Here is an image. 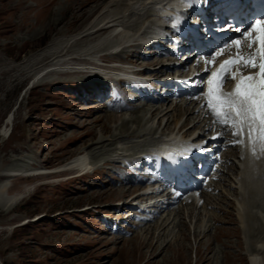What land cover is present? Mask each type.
Wrapping results in <instances>:
<instances>
[{
  "label": "rangeland",
  "instance_id": "374dc122",
  "mask_svg": "<svg viewBox=\"0 0 264 264\" xmlns=\"http://www.w3.org/2000/svg\"><path fill=\"white\" fill-rule=\"evenodd\" d=\"M81 1L0 0V183L6 182V195L23 192L10 210L0 202V264H250V254L264 237V192L263 197H248L249 202L256 201L253 206L243 199L245 209L256 213L247 220L248 229L240 220L244 214L238 163L247 161L254 172L255 159L262 158L254 147L249 148L251 159L250 150L245 158L248 148L239 140L236 150L223 149L214 178L193 199L140 202L146 210L126 205L133 192L144 187L135 180L163 176L152 149L173 130H195L201 113L177 97L152 102L149 86L119 79L112 69L120 60L155 68L167 58L155 47H127L100 63L99 54H115L130 39L141 40L160 27L163 20L151 15L148 0H99L98 7L90 0L82 4L83 10ZM103 18L117 21L100 37L83 41V30ZM110 39L121 44L99 50ZM58 44L68 45L69 51L34 69L33 58ZM58 59L67 64L50 65ZM88 59L96 63H87ZM48 67L80 72L40 73ZM193 106V114L187 116L184 108ZM226 133L232 136L229 130ZM97 140L104 141L95 144ZM77 155L85 156L89 172L79 175L73 163ZM255 180L264 184L260 170ZM163 222L157 230L156 255L149 258L150 250L140 240ZM260 257L264 259V251Z\"/></svg>",
  "mask_w": 264,
  "mask_h": 264
},
{
  "label": "bare ground",
  "instance_id": "6f19581e",
  "mask_svg": "<svg viewBox=\"0 0 264 264\" xmlns=\"http://www.w3.org/2000/svg\"><path fill=\"white\" fill-rule=\"evenodd\" d=\"M92 1V0H91ZM90 0H82L81 1V5L82 4H84V3H90L91 2ZM96 1V3L99 1V0H94V2ZM164 3V1L163 0H148V6H147V8L149 7V9H150V11L152 12V14L151 15H155V16H159V13H158V11L160 12L161 10L159 9V7L161 6H158V4L159 3H161V4H163L162 2ZM100 2V1H99ZM167 2H165L164 3V5L166 4ZM144 4V3H143ZM145 5V4H144ZM164 5H162V7L164 6ZM95 6L96 7H98V3L97 4H95ZM84 6L82 5V6H80V8H82L81 10H83L84 8H83ZM144 7V6H143ZM95 8V7H94ZM94 8H92L91 9V11H89V13L87 12V14L88 15H90L92 12H93V10H94ZM132 11V10H131ZM149 11V12H150ZM126 13V12H125ZM134 13V12H133ZM150 15V16H151ZM119 17V16H118ZM122 18V17H121ZM121 18L118 20V21H120L121 20ZM115 21H117V18H112V19H105V18H103V19H101V20H97V21H93L92 23H90L91 25L84 31L83 30V32H82V35H81V38H82V40L83 39H85V38H91V39H95V37L96 38H98V37H100L102 34H104L108 29H111L112 28V26H114L115 25ZM117 23H119V22H117ZM151 23V22H150ZM126 24H128V25H130L129 27H131V26H133V25H131L130 23H126ZM134 24H138V23H135L134 22ZM123 25V24H122ZM128 25H125L126 26V28H127V26ZM139 25V24H138ZM120 26V25H119ZM135 26V25H134ZM133 26V27H134ZM137 27V26H136ZM132 28V27H131ZM139 29V28H138ZM142 29V28H141ZM134 31V30H133ZM148 32V31H147ZM142 33V32H141ZM135 35H136V33H135ZM126 36V35H125ZM133 36V35H132ZM134 37V36H133ZM149 37L150 38H153V36L152 35H150L149 34ZM126 38V37H125ZM108 40V39H107ZM111 41H107L106 42V44H105V42L104 43H102V45H100L98 48H99V50H105V46H112V45H114V44H118V45H120L121 43V41H117V40H113V39H110ZM120 40V39H119ZM84 41V40H83ZM59 42V41H58ZM96 42V41H95ZM60 43V42H59ZM76 43V42H75ZM52 44V43H51ZM57 44V43H56ZM101 44V43H100ZM141 44H142V42H139V40H138V37L137 38H132V39H130L129 40V42L127 43V44H124V45H121L120 47V49L118 50V52L117 53H115V54H113V52H107V53H101V54H99L100 56H102V58H100V60H101V62H105V60H107V57H108V55H110V56H115V55H119V54H121L120 52H123V51H128L126 48L127 47H134V46H137V47H141ZM54 45V44H53ZM53 45H52V47H53ZM59 45V44H58ZM57 45V47L56 48H54V49H46V51H44L43 53L41 52V54H39L37 57H34L33 59L34 60H32V66L34 67V69H35V65L37 64V63H39V62H42V61H45L47 58H49V59H54V58H56V57H58V56H60V55H62L63 53H67L68 51H69V46L68 45H62V46H60L61 45V43H60V45L58 46ZM49 46V45H48ZM56 45H54V47H55ZM50 47V46H49ZM102 47V48H101ZM98 48H97V50H98ZM138 49H140V48H138ZM142 49V48H141ZM44 50V49H43ZM42 50V51H43ZM139 51V50H138ZM137 51V52H138ZM148 51V50H147ZM131 52V51H130ZM134 52V51H133ZM135 53V52H134ZM143 55V54H142ZM149 55V54H148ZM74 56V55H73ZM73 56H71L72 58H75V56L73 57ZM140 57V56H139ZM148 58V57H147ZM160 59V58H159ZM89 61L87 62V63H90L91 64V62L93 61V63L95 64L96 63V61L95 60H93V59H88ZM139 61V60H138ZM143 62V61H142ZM142 62H140V63H142ZM150 62V61H149ZM63 63H65V61H62L61 62V60L60 59H58V61H55L54 63H52V64H50V65H62ZM139 63V64H140ZM148 63V62H147ZM30 64H31V62H30ZM65 64H67V63H65ZM101 65V64H100ZM142 65H143V63H142ZM203 65V64H202ZM201 65V67H203ZM37 66H39V65H37ZM89 67H91V66H89ZM97 67H100V66H98L97 65ZM162 66H156L153 70L154 71H161L162 70ZM112 69H113V67H112ZM68 70L69 69H57V68H53V69H49V67L48 68H44L42 71H40V73H46V74H48V73H51V72H61V73H64V72H68ZM82 71H84V70H82ZM91 70H87V69H85V71L84 72H90ZM122 71H128V70H124V69H122ZM69 72H80V70H76V69H70L69 70ZM165 73V72H164ZM27 76V75H26ZM26 78V77H25ZM113 80V79H112ZM118 80V79H117ZM121 82V81H120ZM124 82V81H123ZM20 83V82H19ZM39 83V82H38ZM122 83V82H121ZM101 84V83H100ZM128 85V84H127ZM139 85V84H138ZM93 86H95V85H93ZM136 88V87H135ZM150 91V90H149ZM143 92V91H142ZM164 93V92H163ZM161 94L160 96H158V100L157 101H159V102H162V103H165V102H167L168 100H171V95L169 94V93H167L166 92V94ZM145 94V93H144ZM148 94H150V92H148ZM125 95V94H124ZM130 97V96H129ZM134 97H135V95H134ZM137 97V96H136ZM131 100V99H130ZM133 100V99H132ZM135 100V99H134ZM177 104V103H176ZM175 104V105H176ZM141 105H142V103H141ZM174 105V106H175ZM178 105V104H177ZM196 104H194V106H195ZM137 106V105H136ZM194 106L191 108V109H189V107H185L184 108V113L185 114H187V116L189 115V114H193V112H194ZM117 107V106H116ZM129 107V106H128ZM178 107V106H177ZM116 109H118V108H116ZM123 110V109H122ZM193 111V112H192ZM133 112H136V110H134ZM192 112V113H191ZM112 116H110V119H112L113 117H115L114 116V114H111ZM109 116V115H108ZM137 118H139V116L136 114L135 115ZM205 117V116H204ZM204 121V119L203 118H201V116L198 118V121ZM123 121V120H122ZM166 123V122H165ZM167 124V123H166ZM123 125H124V123L122 124V126L121 127H123ZM182 127V125L180 126V128ZM106 128V126H102V129H105ZM125 128V127H124ZM124 128H120V130L121 131H119V132H122V131H125L124 130ZM189 129V128H188ZM188 129H186L185 131H186V134L188 133L187 132V130ZM256 129V126H254V130H253V133H252V135H253V137H255L256 135H257V131L255 130ZM172 131V130H171ZM178 131H180L179 129H178ZM178 131H176V132H174V130H173V132H170L168 135H166L167 137L169 136V139H172L173 138V140H175V138H177V137H183V136H185L186 134H184L183 132L182 133H180V132H178ZM244 133H245V135H244V144H245V147L247 146V148H248V151L250 150L249 148L250 147H254L255 148V150L257 151V152H259V153H261L260 152V146H258V144L257 143H254V141H253V139H249V136H248V130H247V133L244 131ZM135 134V133H134ZM236 137V136H235ZM104 141V140H103ZM102 140H97V142H94L95 144H97V143H102L103 142ZM178 142V141H177ZM168 143V142H167ZM168 145H170V144H167V146L166 147H169ZM238 149V148H237ZM236 150V149H235ZM239 150V149H238ZM250 154L252 155L253 154V150H250ZM250 154H248V156L250 155ZM257 155H259V154H257ZM85 159V156L84 155H77V156H75V158L73 159V163H77V165H78V167H79V169H80V173H79V175H82L83 174V172H89V170H90V168L88 167V169H86L85 168V162L83 161ZM141 159V158H140ZM255 160H257V158L255 159ZM241 161H243V160H241ZM255 164H257V167L255 166L253 169H254V172H252L251 170H250V167L249 166H247V161H244V163H241L240 162V165L242 166V168H241V174H240V176H239V172L237 173V176H239L238 177V180H239V183L241 184L240 185V190H239V193L238 194H240L241 196H240V198H239V201L240 202H242L243 203V205H242V207H240V209H241V215L243 216V214H244V216L243 217H241V219L240 220H242L243 221V223L244 224H246L247 225V227H248V229H250V226H249V222L248 221H250L249 219H251V218H254V214H256V213H253V211H252V209H249V210H246L245 209V207H244V205L247 203V201H248V205H250L251 206V204H252V206H253V202L255 203L256 201L254 200V201H251L250 200V202H249V200H248V197L249 196H251V195H258V197H263V192H264V190H263V187H264V184H263V182H258V180H255V181H253V177H254V174L256 173V172H258V170H260L261 172H262V174H263V176H264V160L262 159V158H260V160H257L256 162H255ZM22 167V166H21ZM18 168H20V166L18 167ZM17 168V169H18ZM23 169V168H22ZM21 170V169H20ZM25 170V169H24ZM24 170H22L23 172H24ZM62 170V169H61ZM21 171V172H22ZM22 172V173H23ZM250 172L251 173H253V174H250ZM12 173V172H11ZM14 174H16L15 172H14ZM19 174V173H18ZM29 174H31V173H29ZM23 175H26V176H28V173H26V174H23ZM139 178H141V177H139ZM124 180V179H123ZM132 181V180H131ZM139 181L138 180H135V183H138ZM120 184V183H119ZM127 184V183H126ZM128 185V184H127ZM6 182H2V183H0V202L2 203L1 204V207L3 208V209H5V210H10L14 205H16V203L22 198V196L23 195H21V194H14V195H6L5 194V188H6ZM129 186V185H128ZM134 186V185H133ZM138 186V185H137ZM136 187V186H135ZM157 188H160V186L159 187H157ZM244 188H246L245 190H244ZM124 189V188H123ZM250 189H257L256 190V192L255 193H252V191L250 190ZM126 191H128V189L126 190ZM124 192H125V190H124ZM131 193V192H130ZM145 193V192H144ZM141 196H143V195H141ZM244 196V197H243ZM254 197V196H253ZM252 197V198H253ZM243 199H246V203L244 202V200ZM192 200V199H191ZM147 201V200H146ZM258 201V200H257ZM122 203V205L125 203V202H121ZM148 203L150 204V205H152V204H155L156 203V201L154 200H149L148 201ZM262 203V202H261ZM159 211V210H158ZM246 211V212H245ZM156 212V211H155ZM253 213V214H252ZM258 215V217H260V215L259 214H257ZM257 215H256V217H257ZM262 215V214H261ZM155 217H157V216H155ZM248 220V221H247ZM158 222V221H157ZM157 222H155L154 224H156ZM245 222H247V223H245ZM161 224H164V222L163 223H160V224H158V225H156V231L158 230V228H160V226H161ZM153 226V225H152ZM150 229V228H149ZM148 229V230H149ZM154 229V228H153ZM155 230H151L150 229V235L147 237H145V238H143L142 240H140L141 242H140V244L143 246V245H146V246H148L147 248H149L148 250H150V251H148V256H149V258H150V256H154V255H156V251H155V249H157L158 248V241H159V234H160V232H158L157 231V234L155 235ZM160 230V229H159ZM262 231H264V229L262 230ZM185 238V237H184ZM133 239V238H132ZM137 239V238H136ZM200 240V242L202 241L201 240V238L199 239ZM260 240V243H259V246L257 247V248H254L253 249V252L250 254V264H264V259H262V257H260V254L264 251V237L263 238H261V239H259ZM258 242V241H257ZM198 244H200L199 242H198ZM139 246V245H138ZM137 246V247H138ZM184 246V244H181V246L180 247H183ZM253 247V246H252ZM160 253V250H159V252L157 253V254H159ZM199 253H200V255H201V250L199 249ZM204 255V254H203ZM202 256V255H201ZM150 260V259H149ZM152 260V259H151Z\"/></svg>",
  "mask_w": 264,
  "mask_h": 264
},
{
  "label": "snow or ice",
  "instance_id": "6c2138e0",
  "mask_svg": "<svg viewBox=\"0 0 264 264\" xmlns=\"http://www.w3.org/2000/svg\"><path fill=\"white\" fill-rule=\"evenodd\" d=\"M249 30L257 32L260 35L253 43L258 42L259 47V63L252 58L243 60L244 68H259V79L255 75H249L242 79H238L235 89L230 94L217 93L216 88L209 89V99L207 106L212 110L217 118V122L227 125L231 121L233 128L237 129L233 135H242L245 127L248 129L249 139L254 142L259 141L264 147V17L255 18L246 29H237L240 34L247 35ZM236 46L239 48L240 40L234 38ZM252 45L250 44L249 47ZM211 55V54H210ZM238 59H242L238 57ZM237 63V60H226L221 64L220 71L211 73L214 80L211 83L217 87L221 82V78L228 79L229 66ZM235 78V77H232ZM203 83V80H201ZM258 135L254 138L252 133L254 126ZM243 143V141H238Z\"/></svg>",
  "mask_w": 264,
  "mask_h": 264
}]
</instances>
